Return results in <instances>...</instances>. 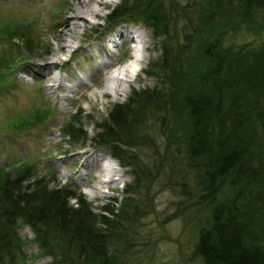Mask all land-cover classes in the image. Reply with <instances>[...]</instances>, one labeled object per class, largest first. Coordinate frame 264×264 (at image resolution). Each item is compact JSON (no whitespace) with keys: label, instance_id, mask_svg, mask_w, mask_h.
I'll return each mask as SVG.
<instances>
[{"label":"trees","instance_id":"1","mask_svg":"<svg viewBox=\"0 0 264 264\" xmlns=\"http://www.w3.org/2000/svg\"><path fill=\"white\" fill-rule=\"evenodd\" d=\"M124 19L142 21L160 41L157 71L147 72L166 84L115 104L97 143L135 159L127 148L134 126L161 112L165 147L183 158L201 188L197 202L207 207L194 254L207 264H264V0H121L107 21ZM241 29L258 34L257 43L227 42ZM17 167L0 169V264L28 260L24 225L35 255L50 256L44 264H126L117 249L123 210L107 204L96 213L80 192L49 187Z\"/></svg>","mask_w":264,"mask_h":264},{"label":"rangeland","instance_id":"2","mask_svg":"<svg viewBox=\"0 0 264 264\" xmlns=\"http://www.w3.org/2000/svg\"><path fill=\"white\" fill-rule=\"evenodd\" d=\"M83 1L0 0V169L28 167L49 187L80 192L96 213L107 204L123 210L127 215L118 223L123 235L117 249L126 264H207L193 252L207 207L197 202L201 188L183 158H173V148L165 147L157 121L164 115L153 110V116L134 126L137 137L127 148L135 159L130 161L113 157L96 141L115 104L125 103L132 91L165 86L163 78L147 72L157 71L153 65L160 41L142 21H120L118 26L136 28L144 36L142 67L124 90L107 91L104 77L130 57L132 40L126 36L110 51L106 67L93 63L107 55L100 41L116 27L118 22L107 21L108 12L121 0H85L97 14L81 12L63 32V20L78 13ZM257 37L241 29L228 33L226 40L256 44ZM45 66L50 71L46 75ZM110 165L114 168L107 169ZM109 176L115 179L110 182ZM102 178L106 181L99 182ZM125 198L128 204L122 205ZM69 203L77 205L75 198ZM19 233L29 238L24 264L51 260L35 255L39 247L31 240V228L21 226Z\"/></svg>","mask_w":264,"mask_h":264},{"label":"bare ground","instance_id":"3","mask_svg":"<svg viewBox=\"0 0 264 264\" xmlns=\"http://www.w3.org/2000/svg\"><path fill=\"white\" fill-rule=\"evenodd\" d=\"M97 3L101 4L102 1L97 0ZM77 11L78 13L74 14L73 17L67 18L65 20H63L62 23V27H63V32L66 29L71 28V26L73 27L76 23L74 21V19H77L80 15L81 12H89L92 15H96L97 11L95 10L94 7L89 6V4L87 3V1H83L82 4L80 6H77ZM72 18V19H71ZM129 37L130 40H132V38H136L135 40L137 41V43H140L144 40V36L142 34V32H138L137 34H133V32L130 29H126V27L124 26H116L114 29L110 30V32H106V35L102 38V40L100 42H102L103 47L105 48V50L107 51L108 49L115 47L124 37ZM93 43H96L95 45H97L98 43V39L97 41H92ZM132 52V57L128 59V61H126L123 64H120L119 66H114V68L105 75V84H104V89H106L107 91H109L108 89H110L111 91L114 92V90H124L125 88V84L127 82H130L131 76L135 70V68L137 66H139L138 61L140 59V57L143 56L142 51H141V47L140 45H134V47L131 50ZM107 55L104 56L103 59L99 58V57H95L93 59V63L97 64H103V67H106L108 65V63L110 62L109 60H107ZM108 61V62H107ZM49 68L48 67H44V75L48 74ZM51 80H57V78L55 76L51 75ZM55 83H53L51 86L54 87ZM52 91H54V89H52ZM107 162V161H105ZM103 162V164L105 163ZM111 167H107V169H110ZM112 169V168H111ZM117 171V170H116ZM120 173V170H118ZM110 182H112L115 177H110ZM117 178V177H116ZM100 181H106L104 180V178L100 179Z\"/></svg>","mask_w":264,"mask_h":264}]
</instances>
